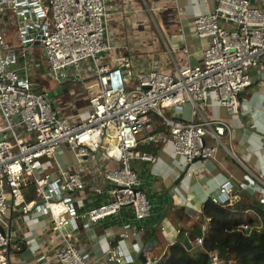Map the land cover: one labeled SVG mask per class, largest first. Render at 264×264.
Instances as JSON below:
<instances>
[{
    "label": "built area",
    "instance_id": "2783aa9c",
    "mask_svg": "<svg viewBox=\"0 0 264 264\" xmlns=\"http://www.w3.org/2000/svg\"><path fill=\"white\" fill-rule=\"evenodd\" d=\"M6 9L13 13L16 40L7 42L0 28V264H11L10 249L17 247L7 221L9 206L23 214L49 215L52 231L61 239L55 262L93 264L72 240V230L79 223L87 229L123 207H130L137 220L150 214L131 160L155 161L137 146L141 135L157 140L156 118L168 132L174 154L190 164L188 172L194 159L214 157L218 145L229 150L231 124L206 111L212 102L237 113L239 96L252 84L250 69L257 68L264 79V0L258 5L218 0L213 10L194 16V35L207 44L198 62H174L173 71L142 69L129 55L115 52L108 20L117 10L110 0H0V17H6ZM37 43L55 86L66 85L69 91V85H81L86 103L77 112L65 114L48 90L34 91L31 74L37 65L25 49ZM184 105L190 106L189 117L177 116ZM168 109L175 117L165 115ZM207 137L214 143H207ZM68 153L78 169L100 155L115 162L99 174L108 186L106 199L86 205L87 182L81 170L69 167ZM30 184L36 187L35 199L26 198ZM219 189V198L210 195L209 200L226 203L230 182ZM256 204L264 212V190ZM262 226L239 227L250 232ZM120 235L127 237L126 230ZM202 242L203 235L194 240L196 246ZM208 255L210 264L223 263L216 250ZM132 260L118 246L106 250L104 264Z\"/></svg>",
    "mask_w": 264,
    "mask_h": 264
},
{
    "label": "crops",
    "instance_id": "0c3cea01",
    "mask_svg": "<svg viewBox=\"0 0 264 264\" xmlns=\"http://www.w3.org/2000/svg\"><path fill=\"white\" fill-rule=\"evenodd\" d=\"M252 1L258 5L263 0ZM110 2L117 10L108 20L109 36L115 52L122 51L129 55L134 64L142 69L154 67L173 71L174 62L181 66L200 60L207 40L194 35L192 19L200 13L213 10L218 0ZM15 40L16 35L14 41L9 43ZM184 46L186 50L182 49ZM249 73L252 84L239 96L240 108L237 113H228L223 106L212 102L206 111L208 115L223 118L231 124V140H226L229 150L218 145L214 157L193 163L191 173L187 171L180 178L186 165L174 154L168 132L157 118V140L147 141L142 139V135L139 137L137 148L155 156L153 163L131 160L140 187L150 201V214L137 220L130 207H123L116 215L94 223L87 229L79 223L78 232L72 234V240L93 264H104L106 250L118 246L123 256L132 255L131 264H148L152 262L150 259L159 260L178 239L181 231L190 238L193 247L196 246V233L200 231V235H203L209 221L202 215V207L213 191L225 181L231 184L229 199L220 205L243 201L247 206L242 214L243 221L250 226L263 225L264 212L256 201L258 193L264 190V79L257 68L250 69ZM82 99L86 103V99ZM167 111L169 117H175L169 109ZM189 115L190 106L184 105L177 116ZM206 141L214 143L209 137ZM67 160L72 170L78 169L71 153L67 154ZM114 165L115 162L104 161L100 155L99 159L91 158L82 169H78L87 182L86 191L90 193L86 205L107 198L108 186L102 182L99 174L104 168ZM26 191L25 195L30 196L27 199L36 198L33 190ZM7 221L13 242L25 244L20 250H11V264H58L53 260V255L60 247L61 239L52 231L47 213L23 214L19 209L9 206ZM125 230L127 237L122 240L120 234ZM145 247L147 262L142 263L138 257Z\"/></svg>",
    "mask_w": 264,
    "mask_h": 264
},
{
    "label": "trees",
    "instance_id": "16d2710c",
    "mask_svg": "<svg viewBox=\"0 0 264 264\" xmlns=\"http://www.w3.org/2000/svg\"><path fill=\"white\" fill-rule=\"evenodd\" d=\"M30 190L35 192L34 184H30L26 192ZM246 208L243 201L220 205L207 200L202 207V215L209 221L202 245L186 249L181 243L185 235L181 231L163 257L148 264H210L208 252L214 250L223 264H264V213L262 228L249 232L239 227L241 223H248L242 218Z\"/></svg>",
    "mask_w": 264,
    "mask_h": 264
},
{
    "label": "rangeland",
    "instance_id": "374dc122",
    "mask_svg": "<svg viewBox=\"0 0 264 264\" xmlns=\"http://www.w3.org/2000/svg\"><path fill=\"white\" fill-rule=\"evenodd\" d=\"M6 17H0V28L7 33V42H13L15 37L16 25L13 21V13L10 9H6ZM150 22L153 25L158 37L160 38L159 31L156 29L153 20L150 18ZM25 53L28 58L36 63V67L32 71V79L37 86L34 87V91L41 92L42 90H51L55 86L53 80L47 76L46 62L43 58L38 44L29 46L25 49ZM81 85H69V91L60 93L55 96V102L63 110L65 114H73L77 112L79 108L85 105L83 97L80 94ZM165 115H169L167 110H164Z\"/></svg>",
    "mask_w": 264,
    "mask_h": 264
},
{
    "label": "water",
    "instance_id": "95a60500",
    "mask_svg": "<svg viewBox=\"0 0 264 264\" xmlns=\"http://www.w3.org/2000/svg\"><path fill=\"white\" fill-rule=\"evenodd\" d=\"M67 91H68V87L66 85H62V86H54L53 89L48 90L47 93H48V95L50 97H52V96H56L57 94H60V93H63V92H67ZM200 159H202V158L201 157H198V158L194 159L193 162H195L196 160H200ZM189 167H190V164H187L185 166V168L183 169V171H182V173L180 175V178H182L184 176V174L187 172V170H188ZM211 195L219 198V196H220V189L219 188L216 189L215 191H213V193ZM65 228H66V230H71V223L68 224ZM65 228H62V231L63 232L65 231ZM77 232H78V226L75 229V231H72V234L73 235H76ZM196 235L197 236H200V231L197 232ZM181 243L184 245V247L186 249H191L193 247V244H192L190 238L188 236H186V235L181 239ZM17 244H18L17 245V248L16 249H10V252H11V250H18L19 248H22L25 245L24 243H22L20 241L17 242ZM145 250H146V247L143 249V251H141L139 253V257H138L139 260L142 263H146L147 262V258L144 255ZM150 261H153V259H150ZM127 264H129V263H127Z\"/></svg>",
    "mask_w": 264,
    "mask_h": 264
}]
</instances>
